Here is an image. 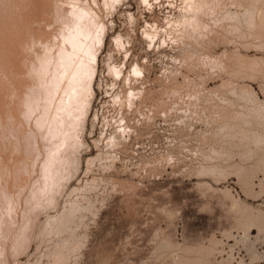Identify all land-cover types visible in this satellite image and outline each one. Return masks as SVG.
Returning <instances> with one entry per match:
<instances>
[{"label":"rangeland","instance_id":"obj_1","mask_svg":"<svg viewBox=\"0 0 264 264\" xmlns=\"http://www.w3.org/2000/svg\"><path fill=\"white\" fill-rule=\"evenodd\" d=\"M19 1L0 0V35ZM93 1L99 31L56 133L68 145L40 133L53 72L36 55L56 27L32 21L37 2L15 46L35 93L7 91L0 66L26 110H0V263L264 264V0Z\"/></svg>","mask_w":264,"mask_h":264},{"label":"bare ground","instance_id":"obj_2","mask_svg":"<svg viewBox=\"0 0 264 264\" xmlns=\"http://www.w3.org/2000/svg\"><path fill=\"white\" fill-rule=\"evenodd\" d=\"M14 1V0H12ZM26 1L25 3H27V5H33V8H35V6L37 4H35L34 6V3H36L38 0H32V1H36V2H32L30 0H24ZM24 1H23V4L21 3V1H19L21 3V5L19 4L18 2V6L20 5L21 8H19L17 5L16 7H14V9L12 10V5H11V9L9 11H14V13L12 14V16H14V21H10V24L9 27L11 28L12 26L14 27V24H15V27L11 30V33L10 31L6 33H4L5 36H2L0 35V37H4V38H0L2 39L3 41L1 42L0 41V62L2 63V68H1V72L2 70L4 69V71L6 72V77L7 78H13V75L14 73H16V82H15V88L13 89H8L7 91H10V93H14V94H18L19 96L21 94H23L24 90H25V85L23 84V81H20V80H17L18 79V75H19V66L22 68L23 65H22V62H21V56H20V51L17 50L15 48L16 44L17 43H20L21 41V33H22V30L24 27L28 26L30 24V21H31V17H30V12L33 11L31 10L30 7L29 9L30 10H27L28 13H26V15L24 14L25 10L23 8L24 6ZM41 1V0H39ZM59 3L58 6L60 7H63L65 6V10H66V16H63L60 20V23L58 25H56V19H58L60 17V9L59 8H55L53 11H49L48 9L50 7H53L54 5H56L57 3ZM44 0L42 1L43 3L41 4L40 2L38 3V5L36 6L35 10L34 11H37L38 13L39 12H42L40 13L41 17L40 18H34L32 21L34 20H42L43 22L46 21L49 23H54V26L56 27V29L54 30L53 33H47L45 35H40L39 36V39L42 40L43 44H44V48L41 49L40 51H38L36 57H37V60L40 61V62H43L44 65L45 64H51L52 63V72H53V77L52 79L49 81L48 83V89H49V95H48V98L46 99L47 101V105L49 107V113L50 114V119L47 118L46 116V119L45 121L43 120H40L41 122V125L43 126V128L41 129L40 133L43 135V137H45L49 131L51 132V130H54L53 133H58L59 131L57 130L59 127H64L66 126V124L69 122V119H71V112H69L65 107L66 105L68 104V102L73 99L74 97H71V94L73 92V90H76V85L78 87V84L79 83H75V80L74 78L78 76V80L79 79V76L82 77V71H84L83 69L86 67H83L84 65L87 66V62H90L89 60V56H88V53L93 49L92 46L94 44V38L97 37V34H98V21H96V19H98V15H99V11L93 7L95 5H91V2L93 1H90V3H86L87 1L86 0H82V2L80 0ZM95 1V0H94ZM93 1V2H94ZM8 2V1H7ZM16 2V1H15ZM78 2L81 4H78ZM99 2V1H98ZM10 3V2H9ZM8 3V4H9ZM31 3V4H30ZM96 3V2H95ZM94 3V4H95ZM207 3V2H206ZM11 4V3H10ZM9 4V5H10ZM93 4V3H92ZM98 4V3H96ZM200 4V3H199ZM50 5V7H49ZM15 6V5H14ZM215 6V5H214ZM236 6V5H235ZM246 6V5H245ZM77 7V9H76ZM96 7H99L98 5H96ZM207 7V6H206ZM8 8V7H7ZM32 8V9H33ZM218 8V7H217ZM242 8V7H241ZM18 10V12L20 13V15H18L19 17H17V13H16V16H15V12ZM246 9V8H245ZM257 9V8H256ZM260 9V8H259ZM6 10V9H5ZM209 10V9H208ZM30 11V12H29ZM215 11V10H214ZM228 11V10H227ZM257 12V10H255ZM263 11V10H262ZM262 11H261V14L262 15ZM237 12V11H236ZM240 12V11H239ZM246 12V11H245ZM259 12V11H258ZM260 13V12H259ZM9 14L10 16V13H6L5 15ZM240 14V13H239ZM246 14V13H245ZM3 15V14H2ZM234 15V13H233ZM237 15V14H236ZM244 15V12L243 14ZM247 15V14H246ZM244 15V16H246ZM259 15V14H258ZM264 15V14H263ZM11 16V17H12ZM242 16V17H244ZM248 16V15H247ZM7 17V16H6ZM237 17V16H236ZM8 18V17H7ZM4 19V18H3ZM235 19V17H234ZM244 19V18H243ZM242 19V20H243ZM246 19V18H245ZM262 19V18H261ZM9 20V18H8ZM7 20V23L9 22ZM4 21V20H3ZM31 21V22H32ZM243 21H246V20H243ZM261 21V20H260ZM236 22V21H235ZM6 23V24H7ZM14 23V24H13ZM241 23V22H240ZM5 24V23H4ZM5 24V25H6ZM244 24V23H243ZM100 25V24H99ZM235 25V24H234ZM233 25V26H234ZM245 25V24H244ZM249 25V23H248ZM242 26V25H241ZM4 27V26H3ZM51 27V26H50ZM249 27V26H247ZM5 28V27H4ZM8 28V27H7ZM7 28H5V30H7ZM243 28H245L243 26ZM247 29V28H246ZM17 30V31H16ZM16 31V32H15ZM3 32V31H2ZM245 32V31H243ZM209 34V33H208ZM223 34V33H222ZM67 35V36H66ZM96 39V38H95ZM58 40V41H57ZM11 44V47L8 45L9 43ZM57 41V42H56ZM8 43V44H7ZM63 48V50H62ZM37 50V49H36ZM62 50V51H61ZM93 51V50H92ZM36 52H34L35 54ZM44 53V54H43ZM89 58H88V57ZM86 58L89 59L87 60L86 62ZM54 59V60H53ZM186 59V58H185ZM74 60V62H73ZM85 60V61H84ZM0 63V64H1ZM73 63H75V67H72L73 66ZM43 65V66H44ZM16 66V69L14 68ZM56 67V68H55ZM184 67V66H183ZM56 69V71H55ZM3 74H1L2 76ZM5 75V74H4ZM43 76H45V71L43 73ZM5 77V76H4ZM32 77H35L33 75H29L27 79H31ZM77 80V81H78ZM5 82V81H4ZM1 84V83H0ZM178 84V83H177ZM6 85V84H5ZM174 85V84H173ZM3 86V84H2ZM1 86V87H2ZM10 86V85H9ZM84 86V84H83ZM5 88V87H4ZM31 89V91H30ZM123 89V88H122ZM0 90H2L0 88ZM26 93L25 95H28V92L29 93H35V89L32 87V84L29 82L27 83L26 85ZM188 92V91H187ZM4 92L1 93L0 91V110H1V113L2 114H7V113H11V114H15V115H9V117H11V119L13 120V122L15 123L16 122V119L17 117L21 116V113L23 114V111L26 112L25 110V106L21 109L20 108V104H21V100L20 99H16V98H12V99H9L7 98V95H6V92H5V95L3 94ZM124 94V93H123ZM81 98V96H80ZM79 98V99H80ZM11 103V104H10ZM166 106V105H165ZM169 107V106H168ZM20 108V111L21 112H17V109ZM162 108V107H161ZM19 110V109H18ZM71 111V110H70ZM45 113V112H44ZM43 113V114H44ZM223 113V112H222ZM30 115L27 114V118L31 119L29 117ZM224 116V115H223ZM5 119H6V116H5ZM10 119V120H11ZM219 119V118H218ZM222 119V118H221ZM28 120V119H27ZM6 121V120H5ZM9 121V120H8ZM32 121V120H31ZM30 120L27 122L29 123ZM39 122V123H40ZM1 123V122H0ZM26 123V122H25ZM26 123V124H27ZM229 123V122H228ZM5 126V125H4ZM7 126V125H6ZM10 126V125H9ZM27 125L23 124V128H25ZM29 126V124H28ZM14 127L15 128H18V121L16 124H14ZM14 129V128H13ZM6 130V129H5ZM26 130V129H25ZM5 132V131H4ZM3 132V133H4ZM39 133V134H40ZM73 133H71V131H66V133L64 134L63 138L61 139V136H57L56 134V137L58 139V142L60 144H64L65 143L67 144L68 142H70V139L68 138H71L70 136L72 135ZM66 135V136H65ZM3 136V134H2ZM32 136V135H31ZM74 134H73V138H74ZM30 136H28L27 138H29ZM34 137H35V134H34ZM34 137L32 139H34ZM76 137V136H75ZM22 140V139H21ZM29 140V139H28ZM27 140V141H28ZM72 141V140H71ZM79 141V140H78ZM23 140L21 141V144H22ZM73 142V141H72ZM71 142V144H72ZM20 144V143H19ZM69 144V143H68ZM67 144V145H68ZM74 144V143H73ZM15 145V144H14ZM193 145V144H192ZM263 147V146H262ZM35 148V147H34ZM70 148H72L70 146ZM74 148V147H73ZM72 148V149H73ZM193 148V147H192ZM5 150V149H4ZM17 151V150H16ZM5 152V151H4ZM32 152H33V149H32ZM36 152V150H35ZM71 152V151H70ZM2 154V152H0ZM0 154V155H1ZM14 154V153H13ZM69 154V153H67ZM66 155H61L59 154L58 155V158H61L62 162L66 164V162L69 160L70 162L73 161L71 160V158H68V156ZM73 154V153H72ZM70 154V155H72ZM35 155V153L33 152L32 153V156ZM69 155V157H70ZM5 156V154H4ZM4 156H0V160L4 162L3 159L5 158ZM3 157V159L1 158ZM8 157H9V154H8ZM10 158V157H9ZM9 158H8V161H9ZM30 161V160H29ZM31 162H32V168L34 166L35 163H33V161L31 160L30 163H28V165L30 164V167H31ZM1 163V162H0ZM1 165V164H0ZM4 165V164H2ZM27 166V165H26ZM2 167V166H1ZM0 167V168H1ZM6 167V166H5ZM8 167V166H7ZM36 167V166H35ZM13 168V167H12ZM27 168V167H26ZM29 168V167H28ZM27 168V169H28ZM117 168V167H116ZM9 169V167H8ZM31 169V168H30ZM51 169H54V173L55 174H58L59 176H63L65 173L68 175V173L70 172V167L65 171L63 169V167H60L58 165V163H56L55 166H51ZM3 170H6V169H3ZM24 170V169H23ZM33 169H31L32 171ZM1 171V170H0ZM7 171V170H6ZM31 171H28V174L29 172ZM4 172V171H3ZM26 172V171H25ZM5 173V172H4ZM1 174V173H0ZM12 174V173H11ZM3 175V174H2ZM7 176V175H6ZM25 176H27L25 174ZM4 177V176H3ZM1 179V178H0ZM3 179V178H2ZM8 179V177H7ZM22 179V178H21ZM24 179V178H23ZM26 179V178H25ZM24 179V180H25ZM2 181V180H1ZM8 181V180H7ZM49 181L52 182V177H49ZM5 182V181H4ZM53 182L55 183V180H53ZM6 183V182H5ZM4 183V184H5ZM1 184V182H0ZM3 184V188H4V185ZM50 184V183H49ZM130 184V183H129ZM2 185V184H1ZM0 185V186H1ZM7 185V184H6ZM51 186V191L49 192V194L52 192L53 190V185L50 184ZM2 187V186H1ZM7 188V187H6ZM54 196V195H53ZM1 201V200H0ZM5 205V204H4ZM3 207V206H2ZM1 208V207H0ZM10 208V207H9ZM14 209V208H13ZM4 212V211H3ZM13 212V210H12ZM62 213H60V216H61ZM66 215V214H65ZM64 215V217H65ZM14 216V215H12ZM60 216H57V215H49V219L50 218H56V222L58 223L59 222V219H60ZM63 216V214H62ZM1 218V217H0ZM7 219V218H6ZM26 219V217H25ZM62 219V218H61ZM64 219V218H63ZM1 221V220H0ZM63 221V220H62ZM61 222V221H60ZM31 223V222H30ZM56 223V224H57ZM14 225V224H13ZM19 225V224H18ZM64 225V224H63ZM20 227H22L21 225H19ZM18 226V227H19ZM60 226V225H59ZM30 224L27 222L25 224V227L24 228V231L27 232L29 231L30 229ZM63 227V226H61ZM9 228V227H8ZM60 228V227H59ZM13 229V228H12ZM6 230V225H3L2 226V223H1V226H0V232L2 231H5ZM19 230V229H18ZM17 230V231H18ZM61 230V229H60ZM20 231V230H19ZM23 231V230H22ZM23 231V232H24ZM6 232V231H5ZM29 233V232H28ZM18 234V233H17ZM24 234V233H23ZM15 236V234H14ZM0 238H1V235H0ZM6 240V239H5ZM1 242V241H0ZM9 242V240L7 241ZM6 242V243H7ZM1 249V247H0ZM1 251H3L1 249ZM8 258L7 256H5V263H2V264H6V262H8ZM20 263V262H19ZM22 263V262H21ZM20 263V264H21ZM26 263V262H25ZM1 264V263H0Z\"/></svg>","mask_w":264,"mask_h":264}]
</instances>
